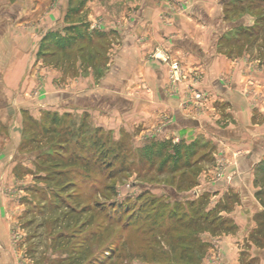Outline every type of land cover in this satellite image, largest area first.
<instances>
[{"label": "rangeland", "instance_id": "1", "mask_svg": "<svg viewBox=\"0 0 264 264\" xmlns=\"http://www.w3.org/2000/svg\"><path fill=\"white\" fill-rule=\"evenodd\" d=\"M261 14L264 0H0V264H264V156L242 165L252 144L225 132L236 119L198 68L241 61L264 105ZM36 24L19 73L7 30ZM181 92L197 127L165 99ZM210 210L232 229L189 228Z\"/></svg>", "mask_w": 264, "mask_h": 264}, {"label": "crops", "instance_id": "2", "mask_svg": "<svg viewBox=\"0 0 264 264\" xmlns=\"http://www.w3.org/2000/svg\"><path fill=\"white\" fill-rule=\"evenodd\" d=\"M13 25L8 28V32L6 33V35L9 36V39L13 41L12 45H16L18 47V49H16V51L18 52L15 51L18 54L17 56L15 55L13 59V65L8 67L14 68L19 72V69L21 71V68L24 69L26 67V63L28 61V51H33V47L38 42L39 34L41 31H39L40 29L38 28L37 24L36 26L26 28V31L23 29L24 26H17V24L16 26L18 28L16 29H20V32L22 33L21 37L20 32H18L16 29H13ZM53 25H55V22H53ZM183 25H187L189 27L188 22H185V24ZM189 31L190 33H192L194 29L193 31ZM190 35V37L194 39V41L192 40V42H194V47L198 52V56H200L201 59H205L208 50L203 47L202 43L200 42L201 40L199 41L200 38L198 37L200 36L196 34V31H194L193 34ZM198 68L202 69L201 71L204 74L202 76L201 82H199V87L205 93L204 97H207L206 99L209 102L216 100L225 102L228 105V110L232 111L236 119V126L233 124L231 127L225 129V132H227L228 134L233 132L235 134L238 133V136L235 138L239 139V143H241V137L243 134L248 136L249 139H247L246 137L245 143L250 142L252 144V147L251 151H248V153L244 156L242 165H245L246 163L248 164L249 168H251V166H254L261 160V158H258L257 155L262 154V156H264V143H262L264 142V121H262L264 120V105L253 104V99L256 97L251 94V90L248 91V89L252 87L248 84L249 77H251L252 75L249 74L247 65L243 64V66L241 67V61L237 63H230V61L228 62L226 58L216 55L215 58L212 59V62L210 61L206 64V67L199 65ZM260 76H262V74ZM20 78H22V75ZM6 82L7 84H11L13 81ZM192 97L193 94L181 92L177 94L176 97L165 96V99L175 109H177L179 113L178 116L181 122L185 124V126L191 125L192 127H197L201 124L199 120L187 116L185 117V114H183L184 106L188 108L191 107L187 104V102L191 101ZM257 111L260 115H262L263 118L260 122H256L255 119L253 120L255 112L257 113ZM241 170L245 171L244 167ZM249 178L251 179V177Z\"/></svg>", "mask_w": 264, "mask_h": 264}, {"label": "trees", "instance_id": "3", "mask_svg": "<svg viewBox=\"0 0 264 264\" xmlns=\"http://www.w3.org/2000/svg\"><path fill=\"white\" fill-rule=\"evenodd\" d=\"M259 18H261V20H258V23L260 24L261 23L260 21H264V14H261V16H259ZM248 31L244 32L243 36L246 35L248 33ZM196 153H198V150H193L192 151V156L195 155ZM196 162H197V160L194 162L193 165H197ZM60 168H62V167H57L56 169H60ZM55 171H59V170H55ZM61 171H63V170H60V172ZM53 173H54L53 175L61 174V173H58V172H53ZM259 182H261L264 185V176H262L261 179H259ZM263 193H264V189L262 188V189L257 191L256 195L259 198H261V200H263V197H262ZM197 204L199 205L198 202H193V204L191 205L196 212H198L200 209H202L201 207L204 206L203 203H201V205L198 208H196L195 206ZM212 213H213V210H210L206 216H204V215H202L200 213L195 214L192 217V220H190L191 222L190 221L187 222L189 224V228L192 229L193 227H195V229L198 230V231L200 229H203V230L208 229L212 233H215V234H218V233H221V232H226V231H229L230 229H232V225L231 226L229 225V220L227 218H221V217L210 218ZM255 220L257 222V226H256V228H254V230L251 233V240L257 246L262 248V247H264V210L258 212L255 215ZM192 241H193V243L198 242V240L197 241L196 240H192ZM263 256H264V252H263ZM253 261H255V259H253ZM250 262H252V261H250ZM250 262L248 264H251Z\"/></svg>", "mask_w": 264, "mask_h": 264}, {"label": "built area", "instance_id": "4", "mask_svg": "<svg viewBox=\"0 0 264 264\" xmlns=\"http://www.w3.org/2000/svg\"><path fill=\"white\" fill-rule=\"evenodd\" d=\"M173 70L175 71V76L178 75L176 73L180 72V64H179V62L173 63ZM198 97H200V94H198Z\"/></svg>", "mask_w": 264, "mask_h": 264}]
</instances>
